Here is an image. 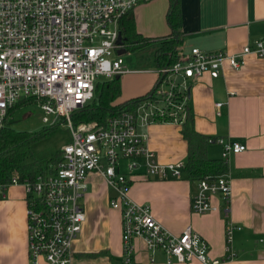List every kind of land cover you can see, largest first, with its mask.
I'll list each match as a JSON object with an SVG mask.
<instances>
[{
    "label": "built area",
    "instance_id": "1",
    "mask_svg": "<svg viewBox=\"0 0 264 264\" xmlns=\"http://www.w3.org/2000/svg\"><path fill=\"white\" fill-rule=\"evenodd\" d=\"M151 0H0V131L9 111L21 100L34 99L49 116L67 122L71 142L62 148L63 159L53 172L36 182L13 178L10 185H22L28 201V243L30 264H68L74 241L86 213L82 197L90 172L102 174L115 191L111 206L120 211L125 262L130 263L134 241L142 238L148 249L163 251L169 263L194 258L205 264H222L236 256L233 235L241 230L231 221V197L227 174L206 175L197 181L191 208L196 213L212 211V197L222 196L226 205L225 258H211L206 240L191 226L176 235L153 216L148 203L131 198L134 174L157 179L182 177L184 164H162L148 146L152 123L183 125L188 116L189 80L205 75L217 78L225 62L240 69L247 54L264 59V36L238 54L192 48L173 64L137 71L158 75L154 88L130 109L109 116L105 122L75 124L72 114L94 97L100 79H112L130 69L125 57L132 53L117 44L122 17L140 3ZM124 48V54L117 51ZM223 103H217V109ZM226 161L231 154L246 150L239 142L219 139ZM123 165H125L123 167ZM264 244V238L260 240Z\"/></svg>",
    "mask_w": 264,
    "mask_h": 264
},
{
    "label": "crops",
    "instance_id": "2",
    "mask_svg": "<svg viewBox=\"0 0 264 264\" xmlns=\"http://www.w3.org/2000/svg\"><path fill=\"white\" fill-rule=\"evenodd\" d=\"M169 0H151L133 9L136 29L148 37L167 35L166 13ZM182 52L192 48L238 54L264 36V0H179ZM139 50L132 51L136 53ZM150 65L158 67L155 52ZM136 63L126 61L129 72L119 75L123 103L148 94L156 85L153 71H137ZM151 69V68H149ZM188 110L196 131L211 138L208 155L223 159L219 139L239 142L246 150L231 154L225 174L230 178L228 211L241 230L233 235L236 256L222 264H264V59L247 54L240 69L225 62L217 78L205 75L189 80ZM223 103L217 109V103ZM176 123H152L148 146L162 164L182 162V177L157 179L144 176L143 168L134 174L131 198L148 203L154 218L169 232L179 235L188 226L208 243L211 258H225L226 232L222 196L212 197V211H192L197 181L186 172L188 143ZM125 165H123L124 167ZM115 191L104 176L90 172L82 197L86 220L74 241L68 264H205L194 258L185 263H169L163 251L148 249L145 241H134L132 261L125 262L120 211L111 206ZM28 201L22 185L0 189V264H30L28 243Z\"/></svg>",
    "mask_w": 264,
    "mask_h": 264
},
{
    "label": "trees",
    "instance_id": "3",
    "mask_svg": "<svg viewBox=\"0 0 264 264\" xmlns=\"http://www.w3.org/2000/svg\"><path fill=\"white\" fill-rule=\"evenodd\" d=\"M166 20L170 28L167 35L148 37L136 29L133 10L126 13L121 19V34L127 50L131 52L148 48L154 50L158 66L180 61L184 32L181 28L179 0H169ZM120 95V80L117 76L98 80L92 100L72 114L73 123L105 122L109 116L130 109L147 94L117 103ZM30 103L37 101L21 100L13 106L0 131V186L9 184L13 178H18L22 182H36L40 175L45 176L53 172L63 159L62 150L53 148L35 150L36 143L47 137L57 124L42 131H20L10 126L9 120L14 113ZM182 127L183 136L188 143L186 167L188 177L198 181L206 175L225 174L226 161L209 157L208 145L211 138L196 131L189 110Z\"/></svg>",
    "mask_w": 264,
    "mask_h": 264
},
{
    "label": "rangeland",
    "instance_id": "4",
    "mask_svg": "<svg viewBox=\"0 0 264 264\" xmlns=\"http://www.w3.org/2000/svg\"><path fill=\"white\" fill-rule=\"evenodd\" d=\"M154 50L145 49L139 50L136 53L126 55V61L136 63L141 68H152L150 62L152 61ZM103 79H100L101 81ZM44 112L38 103L27 104L24 108L18 109L10 118L9 124L16 130L20 131H42L45 128H52L53 124L57 126L51 130L50 134L40 140L35 145V150H43L46 148H53L62 150L63 146L72 140L71 129L67 122L56 120L54 115L49 116V123L43 122Z\"/></svg>",
    "mask_w": 264,
    "mask_h": 264
},
{
    "label": "water",
    "instance_id": "5",
    "mask_svg": "<svg viewBox=\"0 0 264 264\" xmlns=\"http://www.w3.org/2000/svg\"><path fill=\"white\" fill-rule=\"evenodd\" d=\"M117 44H119V45L124 44V39H123L122 34H120V36H119V38H118V42H117ZM125 52H126V50H125L124 48H121V49H119V50L117 51L118 54H124ZM117 77L119 78L120 76H117Z\"/></svg>",
    "mask_w": 264,
    "mask_h": 264
}]
</instances>
